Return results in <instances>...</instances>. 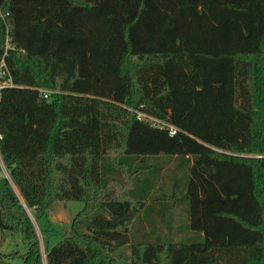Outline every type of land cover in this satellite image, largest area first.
<instances>
[{
  "label": "trees",
  "instance_id": "16d2710c",
  "mask_svg": "<svg viewBox=\"0 0 264 264\" xmlns=\"http://www.w3.org/2000/svg\"><path fill=\"white\" fill-rule=\"evenodd\" d=\"M0 83V264H264V0H0Z\"/></svg>",
  "mask_w": 264,
  "mask_h": 264
},
{
  "label": "rangeland",
  "instance_id": "374dc122",
  "mask_svg": "<svg viewBox=\"0 0 264 264\" xmlns=\"http://www.w3.org/2000/svg\"><path fill=\"white\" fill-rule=\"evenodd\" d=\"M2 83H0V87ZM2 172L5 176L10 178L9 171L2 163ZM18 191V189L16 188ZM84 203L82 201H67L55 206V209L51 211L50 215L36 221L34 211L27 207V211L31 216L37 232L40 237L43 259L46 261V254L44 243L49 238L50 244L56 243L63 233L68 232L71 227L72 221L75 215L83 208ZM46 229V230H43ZM6 239L2 246V251L5 254L18 253L20 256H13L10 258L12 264H23L21 255L28 250L27 243L21 233H13L9 230H5ZM130 246L125 245L120 248L115 254L114 264H131L130 259Z\"/></svg>",
  "mask_w": 264,
  "mask_h": 264
},
{
  "label": "built area",
  "instance_id": "2783aa9c",
  "mask_svg": "<svg viewBox=\"0 0 264 264\" xmlns=\"http://www.w3.org/2000/svg\"><path fill=\"white\" fill-rule=\"evenodd\" d=\"M49 94V91H44V96L47 97ZM172 133L174 132L173 130L171 131Z\"/></svg>",
  "mask_w": 264,
  "mask_h": 264
},
{
  "label": "crops",
  "instance_id": "0c3cea01",
  "mask_svg": "<svg viewBox=\"0 0 264 264\" xmlns=\"http://www.w3.org/2000/svg\"><path fill=\"white\" fill-rule=\"evenodd\" d=\"M43 264H47V260L45 261V260L43 259Z\"/></svg>",
  "mask_w": 264,
  "mask_h": 264
},
{
  "label": "bare ground",
  "instance_id": "6f19581e",
  "mask_svg": "<svg viewBox=\"0 0 264 264\" xmlns=\"http://www.w3.org/2000/svg\"><path fill=\"white\" fill-rule=\"evenodd\" d=\"M19 191V190H18Z\"/></svg>",
  "mask_w": 264,
  "mask_h": 264
}]
</instances>
